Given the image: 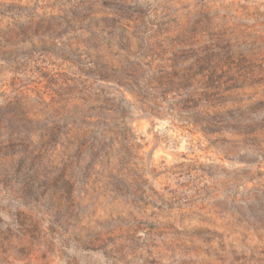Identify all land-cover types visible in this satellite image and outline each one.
Listing matches in <instances>:
<instances>
[{"label":"rangeland","instance_id":"obj_1","mask_svg":"<svg viewBox=\"0 0 264 264\" xmlns=\"http://www.w3.org/2000/svg\"><path fill=\"white\" fill-rule=\"evenodd\" d=\"M0 264H264V0H0Z\"/></svg>","mask_w":264,"mask_h":264}]
</instances>
